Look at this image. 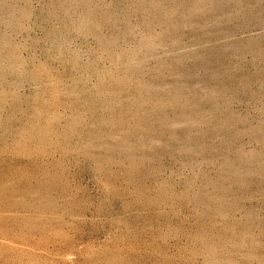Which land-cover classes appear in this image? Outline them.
I'll return each mask as SVG.
<instances>
[{
	"label": "rangeland",
	"instance_id": "rangeland-1",
	"mask_svg": "<svg viewBox=\"0 0 264 264\" xmlns=\"http://www.w3.org/2000/svg\"><path fill=\"white\" fill-rule=\"evenodd\" d=\"M0 264H264V0H0Z\"/></svg>",
	"mask_w": 264,
	"mask_h": 264
}]
</instances>
